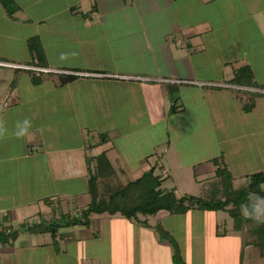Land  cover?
<instances>
[{"label": "crops", "instance_id": "obj_1", "mask_svg": "<svg viewBox=\"0 0 264 264\" xmlns=\"http://www.w3.org/2000/svg\"><path fill=\"white\" fill-rule=\"evenodd\" d=\"M15 2L18 10L11 17L0 1V61L36 66L28 39L39 36L46 55V67L67 71L63 73L74 75V78L65 85H56L53 80L35 84L32 71L0 66L2 71L6 68L13 70V76L6 80L0 78V232H15L6 241H0L3 243L0 264H94L95 260L81 254L78 247L84 241L98 238L91 230L95 217L89 226H61L55 237L44 229V223L48 225L57 221L58 209L62 210V215H74L90 202L88 186L82 192L72 188L77 178L85 176L87 181V158L106 151L97 152L98 143L97 146L92 144L93 148H89L90 145L85 147V144L74 149L65 146L51 148L44 161V156L41 159L30 153L35 145L44 143L31 137L13 153L11 149L17 133L13 128L16 120L13 111L27 103L24 100L31 88L51 82L54 86L51 93L59 95L58 105L61 109L63 107V113L75 115L78 109H82L81 82H105L114 90L124 92L126 100L132 102L136 117L128 118L127 123L137 127L147 113L146 93L149 88L158 90V102L166 96L170 99V91L180 93L185 86H203L204 93L218 95L225 89L236 88L229 80L235 69L243 65H250L256 81L264 84L257 80V62L251 60V57L264 56V0ZM8 81L12 87L9 98L5 96L4 88ZM72 85L74 90L69 89ZM240 88L264 93L262 88ZM232 97L235 98L234 92ZM126 102L123 99L112 101L107 113L111 117L122 115L125 108H130ZM171 103L168 109L173 114L170 112ZM261 103L262 100L249 113L262 108ZM176 106L174 113L181 112L182 103L178 102ZM93 110L91 106H85L86 113L96 112ZM151 111H155L154 107ZM108 129V136L113 140L118 136L116 131L124 128L117 123ZM110 131L116 134L111 135ZM234 150V159L243 164L239 148ZM106 153L123 177L124 169L128 168L122 164L121 158ZM220 163L228 167L223 159ZM142 165L136 178L147 169L146 162ZM216 168L212 163V175ZM64 198L69 199L68 210H63ZM76 201L82 203L79 210ZM162 212L159 213L166 214ZM243 213L264 220V197H251L244 205ZM143 225L141 222L138 227ZM150 230L155 237V228ZM228 230L219 236V229H215L213 235L226 241V246H231L229 251L235 256L233 264H264V255L258 246L246 244L242 233L234 230L233 225ZM168 250L171 259L172 248L168 247ZM155 253L151 254L154 256Z\"/></svg>", "mask_w": 264, "mask_h": 264}, {"label": "rangeland", "instance_id": "obj_2", "mask_svg": "<svg viewBox=\"0 0 264 264\" xmlns=\"http://www.w3.org/2000/svg\"><path fill=\"white\" fill-rule=\"evenodd\" d=\"M251 60L257 62V80L264 83V56L251 57ZM6 69L0 70V78L4 80L8 76H13V70ZM81 83L82 109H78L75 115L63 113V107L61 109L58 105L59 95L51 93L54 89L51 82L28 90L29 95L24 100L27 103L18 109L19 111H13L16 117L13 128L18 132L17 125H22L24 120H28L30 126L23 136H15L14 148L11 149L13 153L20 150L27 138L31 139V137L34 140L41 139L40 142L44 143V145H35L33 151L30 150V153H35L37 157L44 156V161L47 159L46 153L51 148L65 146L74 149L81 144H85L86 147L99 143L97 152L105 150L111 157L121 158L122 164L128 168L124 169L126 172L122 181L135 179L142 169V164L147 163L142 159L153 154L150 163L163 164L164 169H158V172L171 175L164 181L163 186L168 188L175 186L177 195L189 193L201 196L202 185L214 176L210 166L212 163L217 167L223 166L220 163L222 159L237 177L234 186L238 188L246 186L248 182L246 174L264 172V128L259 129V126L264 127V96L260 99L262 108L249 113L241 107L240 100L232 97L233 89H223L222 93L215 95L204 93L203 86H185L178 95L176 94L179 97L178 102L183 105L182 110L171 114L168 108L172 98L166 96L158 102V90L149 88L146 93L147 113L135 127L127 123L128 118L136 115L131 108L132 102L123 96L124 92L114 90L105 82L97 84L93 81H82ZM4 88L5 96L9 98L12 95L9 81ZM69 89L74 90L75 86L72 85ZM122 99L124 102L128 101L125 104L130 108H125L123 110L125 113L118 117H111L107 113V107L112 101H122ZM86 105L91 106L92 110L96 109V112L86 113ZM153 107L155 111H151ZM117 123L124 129L117 130L118 136L113 140L100 144L99 134H108V128ZM110 132L111 135L116 134ZM237 148L243 164L234 159L232 151ZM147 168H149L148 164ZM87 186L88 178L86 181L84 176L77 178L72 190L82 192ZM67 190L69 192V189ZM68 200L65 199L63 210H68ZM74 203L79 210L82 203L80 201ZM79 212L80 210L74 215H79ZM162 213L166 214L161 215L158 212L154 215L139 216L140 220L146 219L151 224L150 227L148 226L149 229L143 227L145 224L138 227L140 221L129 220L121 214L113 216L107 213L93 214L92 217L95 219L91 230L97 233L98 238L84 241L78 249L84 256H90L95 260L94 264H126V262L174 264L173 257L168 258V247L172 248V246L164 239L162 242L160 233L154 227L162 219L160 223L177 240L182 260L187 264H233L235 256L229 251L231 246H226V241L213 235L215 229H219L218 234L220 232L219 236H221L232 228L234 221L228 211L209 212V210L197 209L185 214H170L166 211ZM57 216L61 222L65 223L68 220L67 217H63L61 209L57 210ZM151 227L157 231L155 237L150 230ZM249 244L252 246L255 243L251 241ZM153 252H156L154 256L151 254Z\"/></svg>", "mask_w": 264, "mask_h": 264}, {"label": "trees", "instance_id": "obj_3", "mask_svg": "<svg viewBox=\"0 0 264 264\" xmlns=\"http://www.w3.org/2000/svg\"><path fill=\"white\" fill-rule=\"evenodd\" d=\"M9 16L13 17L18 10L15 0H0ZM28 48L35 59L36 66L46 67L47 60L44 48L39 36L28 39ZM74 75L48 72L39 77L33 76V82L39 84L45 80H53L56 85H65L72 80ZM17 79V78H16ZM15 81V80H14ZM229 83L240 87H256L264 89V84L256 81L254 72L250 65L236 68L234 76ZM233 88L235 98L242 102L246 112L253 110L264 96L261 91L250 89ZM178 93L170 91L172 98L170 112L177 110L179 101ZM100 144L110 140L107 133L99 134ZM99 144V143H98ZM96 144L95 146H97ZM90 145L89 148H93ZM152 156V155H151ZM147 168L143 174L133 180L122 181L118 170L110 161L106 152H101L87 158L88 162V193L91 195L90 202L80 209L79 215L63 214L68 220L64 223L60 219L51 221L48 225L44 223V229L50 231L55 237L59 227L70 225L89 226L93 214L108 213L111 215L121 214L129 220L142 222L150 226L148 221L140 220L139 216L154 215L160 211L170 214H185L191 210L228 211L233 218V228L240 231L246 244L254 241L264 255V220L248 217L243 213L244 205L251 197H264V172L256 171L246 175L248 182L246 186L235 187V177L226 167L218 165L211 180L204 182L203 194L201 196L185 193L177 195L176 187H164L163 183L169 179V173L158 172L164 169L163 164H152L149 156L146 157ZM93 163V164H92ZM42 224V223H41ZM160 233L161 240H168L172 246V257L174 264H187L182 260V254L177 240L159 222L155 226ZM15 232H0V241H6Z\"/></svg>", "mask_w": 264, "mask_h": 264}, {"label": "built area", "instance_id": "obj_4", "mask_svg": "<svg viewBox=\"0 0 264 264\" xmlns=\"http://www.w3.org/2000/svg\"><path fill=\"white\" fill-rule=\"evenodd\" d=\"M0 66H7L12 68H18V69H26L30 70L34 73L35 77H39L44 73L48 72H59V73H68L67 71H61V70H53L48 67H41V66H34V65H25V64H17L12 62H6V61H0ZM3 246V243L0 242V248Z\"/></svg>", "mask_w": 264, "mask_h": 264}, {"label": "clouds", "instance_id": "obj_5", "mask_svg": "<svg viewBox=\"0 0 264 264\" xmlns=\"http://www.w3.org/2000/svg\"><path fill=\"white\" fill-rule=\"evenodd\" d=\"M29 126H30V122L28 120H24L22 125L18 124L17 127L19 131L16 133V135L23 136L27 132Z\"/></svg>", "mask_w": 264, "mask_h": 264}]
</instances>
